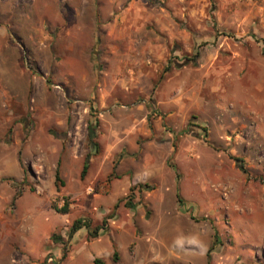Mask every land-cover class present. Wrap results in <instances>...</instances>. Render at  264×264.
I'll return each instance as SVG.
<instances>
[{
    "label": "rangeland",
    "instance_id": "1",
    "mask_svg": "<svg viewBox=\"0 0 264 264\" xmlns=\"http://www.w3.org/2000/svg\"><path fill=\"white\" fill-rule=\"evenodd\" d=\"M155 3L175 15L177 26L178 39L171 44L157 35L168 44L166 64L108 67L99 56L109 37L96 33L111 21L95 19L91 3L0 0V264H162L155 259L188 257L191 241L214 236L217 228L229 259L215 264H264V0ZM146 26L153 29L152 22ZM114 109L134 110L133 128L145 121L152 132L139 134L137 154L117 150L113 167L99 141L127 130ZM191 117L196 120L188 126ZM95 122L99 152L91 154L81 179L84 159L93 153L88 133ZM200 126L207 129V142ZM232 157L241 159L246 172ZM147 160L161 165L160 174H169L172 184L180 176L186 205L181 211L187 220L189 210L194 212L196 220L181 226L178 241L167 227L153 239L144 236L136 210L124 206L125 201L134 207L159 201L158 182L149 184L152 190L136 189L137 181L148 183ZM57 167L64 182L58 192ZM110 173L115 177L107 183ZM119 175L127 176L117 183H133L132 192L115 187L111 192ZM6 179L21 189L15 201V188ZM63 195L70 199L67 215L50 207L53 200L61 206ZM171 200L176 205V196ZM107 208L128 213L132 239L126 251L119 247V253L111 239V248L100 255L98 249L108 243L90 241L82 230L61 260L62 244L32 236L41 225L66 239L74 219L89 218L96 225ZM145 211V219L153 221L155 212ZM205 264L213 262L205 258Z\"/></svg>",
    "mask_w": 264,
    "mask_h": 264
},
{
    "label": "crops",
    "instance_id": "2",
    "mask_svg": "<svg viewBox=\"0 0 264 264\" xmlns=\"http://www.w3.org/2000/svg\"><path fill=\"white\" fill-rule=\"evenodd\" d=\"M155 1L157 0H77V2L82 5L89 3L92 4V14L95 16V19L96 17L100 18L101 15L102 18H107V20L111 21H108L109 24L105 29H103V32L96 33L97 37L100 35H107L109 37L105 45V53L107 52L108 54H101L99 56V62L104 63V65L108 67H128L129 65L132 67H163V65L166 64L169 59V55L167 53L168 44H166V39H159L161 42L157 41V35L162 34L165 37L167 36V43L171 44L173 40L178 39V36H176V34L174 33V30L177 29V26L174 22L175 15L165 7L156 8L157 4L155 3ZM158 1L164 3V0ZM146 22L148 24L149 22L153 23V29L151 31L146 30ZM145 35L147 36L146 39ZM148 37H151V40H149ZM120 42L124 44V47L122 45L118 46L120 45ZM133 51L135 53L132 56ZM99 52H101L100 48ZM133 111L134 110L132 109L113 110L114 116L124 117L123 122L127 124V130L125 131V133L121 134L120 132L112 131L111 134H109V132L106 137L102 136L99 143L106 148L103 157L104 160H108L109 157H112L111 162L113 163V159L115 160V155L117 154V152H121L122 150L125 151L126 154H137V139L139 134H143V136L148 137L152 132L149 123L147 124L144 119L140 121H144L145 126H142V123L140 128H133L132 115L135 112ZM110 121L114 122L115 120L110 119ZM156 127L158 128V126ZM152 143L153 142H149L148 144L150 145ZM146 164V169L149 176L145 181L148 183H140V181H137L138 184L136 189L138 192H143L144 188L140 189V184L149 185L151 183L155 184L156 182H158L157 199H159V201H156V203L150 205H145L144 203L136 207H134L133 205V210H136L137 214L136 220L137 222H139L140 228L143 229L144 236L147 235L153 239L155 238L154 236L157 237L160 234L163 228L167 227L171 228L175 232L173 241H178L183 236V234L181 233V226L184 227L186 224H188L189 218L192 220H196L194 212L191 213V210H189L190 215L187 220L186 213L181 211V209H184L186 205H184L182 201V204L180 206L177 201V191L179 193L180 187V176L176 175L174 184H172V178L169 174L168 177L167 175L160 174L159 169L162 170L161 165H153L148 160ZM111 165H113L114 167L115 162ZM126 176L127 175L115 178L114 182L111 184V192L113 191L114 187L116 188V190L119 189L120 191L131 188V185L133 183H126L127 187L122 186L121 182L120 184L117 183L118 180H122ZM150 187L151 190L154 189L152 186ZM89 191H91V189H88V192ZM174 196H176V205L171 200ZM167 201H170V203H168ZM113 205H115V203ZM145 210H151V212H155L153 221L151 219H145L148 214ZM200 211H202V209H200ZM109 212L110 211L107 208L106 215L103 216L106 217L110 215L111 213ZM159 212L161 214H159ZM172 212H174L175 215L174 213L171 214ZM113 214L114 217L108 220L109 222L107 232L97 238L102 239L108 243V246L103 245L102 248L100 247V249H98L103 251V253L98 251L100 255H105L108 249L111 248V239L114 241L116 249L119 253V247H122V249L126 251L129 241L132 239L130 228L126 223V221L128 220H126L125 218L126 216H128L127 211H122V209H119V211ZM37 227L38 229L34 230L32 236L36 237L37 235H41V237L43 238V242L49 241L52 234V229L48 227H42L41 225ZM217 230L218 228L216 229L214 235L217 234L218 237L219 235ZM6 232L8 233V230H4L3 234H5ZM80 232H82V230ZM218 241L219 244L216 245L213 251L210 253V260H212L213 264L217 263L218 258L222 259L223 262L228 261L229 259V254L227 250H224L222 248L223 246L220 242L219 237ZM191 242L193 244L191 250L192 252L188 257H182L179 254H173L169 255L168 257H157V259L155 260L161 262L162 264H170L171 261L175 263L184 262L190 264H205V258L207 260V252L213 242V236H211L209 233H206L204 234L203 239L200 238L199 241L193 239ZM177 246L179 249L180 245L178 244Z\"/></svg>",
    "mask_w": 264,
    "mask_h": 264
},
{
    "label": "trees",
    "instance_id": "3",
    "mask_svg": "<svg viewBox=\"0 0 264 264\" xmlns=\"http://www.w3.org/2000/svg\"><path fill=\"white\" fill-rule=\"evenodd\" d=\"M196 58H197V55L194 56L192 59H188V60L193 61ZM175 60H178V57H176ZM192 120H196V118L191 117V121L189 120L188 126H192V124H193V123H191ZM200 128L203 132V139L205 142H207V136H208L207 129H206V127H203V126H200ZM96 130H97V122H95L93 125L91 124V126L89 128L88 139H89V144H90L91 148L93 149V153H88L84 159L82 170L80 173L81 179H83L87 173L88 166H89V158H90L91 154L96 155L99 152L98 144L93 142V140L97 134ZM232 160L235 162L236 166L241 171L246 172L244 167L241 165V162H242L241 159L232 157ZM114 177H115L114 173L109 174L106 178L107 183H109L112 180V178H114ZM6 180L15 188V194L13 196V201H15L16 199H18L22 195L21 189H20V187L15 186L13 179H6ZM54 183H55V186L57 188V192L59 191V186H63V184H64V182L60 176V171H59L58 167L56 168L55 173H54ZM139 188L140 189L141 188L151 189V187L147 184H144V185L140 184ZM132 190H134V187H131L129 189L130 192H132ZM61 200L63 201V204L61 206L58 205V202L56 200H53L50 204V207L55 213H57L59 215H66L70 212V201H69L70 199L68 196L63 195L61 197ZM177 201H178L179 205L181 206L182 199H181L178 191H177ZM118 202H120V201H118ZM117 206H118V203L114 206V209H116ZM124 206L131 208V209L133 208V204L129 201H125ZM113 217H114V214L111 213L110 215L104 217L101 220V222L99 224H96V225H92V221L89 218H84V217L76 218L72 221L69 228L67 229L66 239H64L61 235H55V234L51 235V237H50L51 241H53L55 243L62 244L61 260L66 258V255H67V247L66 246L68 245V243H70L73 240V238L76 236V234L78 232H80L81 230H85L88 240H90V241L95 240L107 232L108 220L112 219ZM218 244H219L218 237H217V234H215L213 236L212 245L207 252V260L208 261L210 260V253L213 251L214 247ZM112 260L113 261L117 260V252L116 251L113 252ZM94 264H103V263L99 260H94Z\"/></svg>",
    "mask_w": 264,
    "mask_h": 264
},
{
    "label": "built area",
    "instance_id": "4",
    "mask_svg": "<svg viewBox=\"0 0 264 264\" xmlns=\"http://www.w3.org/2000/svg\"><path fill=\"white\" fill-rule=\"evenodd\" d=\"M47 262H48V263H51V262H53V259H52V257H49V258H48V260H47Z\"/></svg>",
    "mask_w": 264,
    "mask_h": 264
}]
</instances>
